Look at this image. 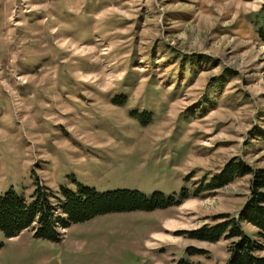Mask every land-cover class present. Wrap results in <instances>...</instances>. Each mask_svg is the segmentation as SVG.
<instances>
[{
  "label": "rangeland",
  "instance_id": "1",
  "mask_svg": "<svg viewBox=\"0 0 264 264\" xmlns=\"http://www.w3.org/2000/svg\"><path fill=\"white\" fill-rule=\"evenodd\" d=\"M263 5L0 0V196L31 203L38 181L54 205L81 186L179 198L233 159L264 168ZM251 179L72 224L60 241L0 231V264H225L230 241L188 232L238 218Z\"/></svg>",
  "mask_w": 264,
  "mask_h": 264
},
{
  "label": "trees",
  "instance_id": "2",
  "mask_svg": "<svg viewBox=\"0 0 264 264\" xmlns=\"http://www.w3.org/2000/svg\"><path fill=\"white\" fill-rule=\"evenodd\" d=\"M254 1V0H244ZM264 12V5L262 7ZM264 42V30L259 32ZM263 136V135H262ZM251 175L250 193L241 209L238 218L222 219L215 225H205L200 229L188 232L191 239L218 242L222 239L230 241L228 260L225 264H264V168H255L244 160L233 159L225 165L223 171L201 185L194 194L185 189L179 198L167 197L156 192L151 197L138 191L119 189L100 193L94 188L81 186L72 191L63 189L58 205L52 202L53 195L37 181L33 201L30 203L22 195L11 189L0 196V231L7 237L17 236L25 230L33 228L35 236L52 241L63 239L65 230L72 224L86 222L97 216L130 211H153L177 206L190 196L198 197L204 191H214L234 182L237 178ZM60 209L62 215H58ZM243 223L252 225L258 230L259 239H253L243 228ZM188 251H194L193 248ZM176 264H190L181 260Z\"/></svg>",
  "mask_w": 264,
  "mask_h": 264
}]
</instances>
